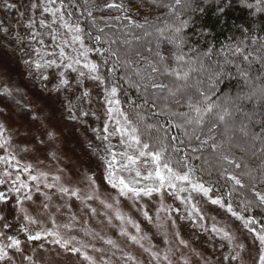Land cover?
<instances>
[{
  "label": "rangeland",
  "instance_id": "rangeland-1",
  "mask_svg": "<svg viewBox=\"0 0 264 264\" xmlns=\"http://www.w3.org/2000/svg\"><path fill=\"white\" fill-rule=\"evenodd\" d=\"M54 0H0V264H264V236L143 153Z\"/></svg>",
  "mask_w": 264,
  "mask_h": 264
},
{
  "label": "trees",
  "instance_id": "trees-1",
  "mask_svg": "<svg viewBox=\"0 0 264 264\" xmlns=\"http://www.w3.org/2000/svg\"><path fill=\"white\" fill-rule=\"evenodd\" d=\"M135 144L264 236V0H54Z\"/></svg>",
  "mask_w": 264,
  "mask_h": 264
}]
</instances>
